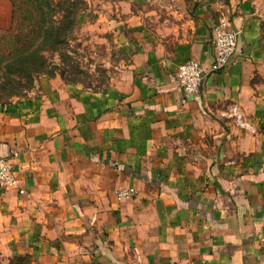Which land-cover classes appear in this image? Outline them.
Listing matches in <instances>:
<instances>
[{
    "label": "crops",
    "instance_id": "0c3cea01",
    "mask_svg": "<svg viewBox=\"0 0 264 264\" xmlns=\"http://www.w3.org/2000/svg\"><path fill=\"white\" fill-rule=\"evenodd\" d=\"M90 1L126 58L100 89L42 73L0 103V264H264V0ZM220 13L237 50L185 92Z\"/></svg>",
    "mask_w": 264,
    "mask_h": 264
},
{
    "label": "trees",
    "instance_id": "16d2710c",
    "mask_svg": "<svg viewBox=\"0 0 264 264\" xmlns=\"http://www.w3.org/2000/svg\"><path fill=\"white\" fill-rule=\"evenodd\" d=\"M8 27L0 29V103L25 97L39 74L97 90L69 46L85 0H10ZM89 74V73H88Z\"/></svg>",
    "mask_w": 264,
    "mask_h": 264
},
{
    "label": "rangeland",
    "instance_id": "374dc122",
    "mask_svg": "<svg viewBox=\"0 0 264 264\" xmlns=\"http://www.w3.org/2000/svg\"><path fill=\"white\" fill-rule=\"evenodd\" d=\"M85 1L86 8L80 12L78 25L73 31L69 47L74 50L81 68L86 72L84 73L85 77L92 83H95L96 79L108 83L125 55L121 49L118 35L112 30H101V25L96 24L98 16L96 10H99V2ZM10 14V0H0V29L9 26ZM27 95L31 96L32 94L29 91Z\"/></svg>",
    "mask_w": 264,
    "mask_h": 264
},
{
    "label": "built area",
    "instance_id": "2783aa9c",
    "mask_svg": "<svg viewBox=\"0 0 264 264\" xmlns=\"http://www.w3.org/2000/svg\"><path fill=\"white\" fill-rule=\"evenodd\" d=\"M238 34L239 31L231 25L230 19L220 13L211 30L210 43L214 50L211 62L205 66L199 60L189 58L180 63L175 73L178 85L185 92H198L207 74L224 68L236 52ZM17 182L9 158L0 155V189L14 187ZM19 191L22 192L23 189H19ZM132 192V187H124L119 189L116 194L118 198H121L131 195Z\"/></svg>",
    "mask_w": 264,
    "mask_h": 264
}]
</instances>
